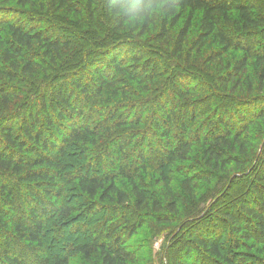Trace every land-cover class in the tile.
<instances>
[{
	"label": "trees",
	"instance_id": "1",
	"mask_svg": "<svg viewBox=\"0 0 264 264\" xmlns=\"http://www.w3.org/2000/svg\"><path fill=\"white\" fill-rule=\"evenodd\" d=\"M152 46L185 68L194 50L222 92L188 101ZM263 118L264 0H0V264H136L128 238L241 172L245 193L181 222L164 263L264 264V145L249 136Z\"/></svg>",
	"mask_w": 264,
	"mask_h": 264
},
{
	"label": "rangeland",
	"instance_id": "2",
	"mask_svg": "<svg viewBox=\"0 0 264 264\" xmlns=\"http://www.w3.org/2000/svg\"><path fill=\"white\" fill-rule=\"evenodd\" d=\"M60 24L65 25V27H61L63 31H65V34L73 33L76 36V38L82 43V47L85 50L90 49L88 47H90L89 43H90L91 37L89 36V34H87V32H82V30L77 28L78 25L72 22L63 21ZM66 27H69V28H66ZM73 31H76V33H74ZM133 35L134 34L132 33L126 32L122 35L120 39H123L128 46L132 47V46H135L133 43H131V40L134 41ZM192 35L193 33L190 36L191 39H192ZM112 39H113V36H112ZM141 46H144L146 48L150 45L147 46L146 44L143 45L141 43ZM136 48L137 46L134 47V49ZM209 48L210 46H204L201 49L202 55L205 56V54L209 51ZM150 50H151V53L149 54L150 57H156L155 59H157L158 62L161 59L162 62H159V64L163 68H165L166 64L168 63L167 61L172 62L175 65V67L171 68V70L175 69L174 71L175 74H182V76L185 78H182V77L181 78L187 80L190 83V85L194 88V91L192 92V94H190V96L187 97L188 101L190 102L193 101L199 107H203L204 105L209 104L211 99H214L213 98L214 93H217L220 91L222 92V90H220L217 86V82H216L215 74H214L215 72L214 68L210 65L211 67L207 69L203 65L202 59H199V62H197L195 60V57H197V55L194 50L190 53V59L188 60V63H186L187 64L186 68L183 67L185 65L183 62L184 61L183 59H177L176 57L169 56V53H167L163 47L159 48V47L152 46ZM229 59H230V54L223 57L221 68L224 67L226 61H228ZM68 70L69 69H67V71ZM170 76H173V74H170ZM57 77H60V76L55 75L53 81L56 80L59 82L61 78H57ZM177 81L175 83L177 87L179 88L180 80H177ZM231 83H229V87ZM224 94L228 95V96H225L227 97L225 98V101L226 99L231 98L230 95L234 98L242 95L237 92L236 93L224 92ZM256 123H258L257 125H259V127L256 126L254 129H252L249 136L252 137L253 140L259 139L257 140V143H258L257 146L259 145V148H260L262 143L264 145V142H263L264 141V118L260 119L259 122H256ZM195 155L197 154L195 153ZM185 165L186 166L191 165L190 169H188L190 171H192L193 167L194 169H196L197 167V166L195 167L194 164H191V162L185 163ZM172 169L173 168L171 167L170 170H168L169 173L166 170V174H168L171 178L170 187L178 188L179 183H180V176L179 174L173 171L174 169L173 170ZM233 169H231L230 172H232ZM241 173L235 174V178L232 180L233 183L232 182L229 183L226 188L222 184V188L224 187V190L222 192H221L222 189L220 188L221 183L216 184V179H215V182H213V184L211 185L202 183V190L196 191L197 193L196 200L198 201L189 202L190 204L188 205L186 204V206H184V204L183 203L181 204L180 202L181 211L184 215L180 216L178 220L174 221L173 223L155 224L152 227L144 226L140 228L132 237L128 238V240H126V246L127 248L132 250L134 259L136 260V264H166L169 256H171V254L174 253V249H176L178 245H180V242L178 240L180 239V237L184 236L182 225L180 224L181 222H183L185 219H190V216L193 214L195 216L199 214L202 216V214L204 213V209L208 205H211V202L213 199L217 200L214 203V207L218 209V208H223L224 205L229 201L231 203L234 202V200L238 198V196L241 197L242 194L245 193L244 191L247 189L249 183L245 182L244 179L241 180L237 178L236 175H240ZM156 178H157V172H152L151 176L144 177L142 181L144 184H146L147 187H149L150 190L159 192L160 184H155L154 182ZM220 192L221 194L218 195ZM209 213L211 214L212 212L210 211ZM209 215H207L206 217H208ZM179 253H181L179 257L185 256L182 249ZM186 259H190V257L187 256ZM164 260L166 263H164ZM74 264H79V263H77V260H76Z\"/></svg>",
	"mask_w": 264,
	"mask_h": 264
}]
</instances>
